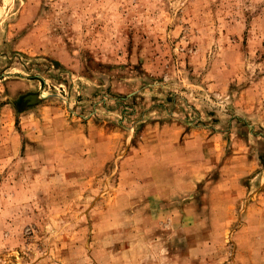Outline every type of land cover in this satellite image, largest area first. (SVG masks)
Segmentation results:
<instances>
[{
    "label": "rangeland",
    "instance_id": "1",
    "mask_svg": "<svg viewBox=\"0 0 264 264\" xmlns=\"http://www.w3.org/2000/svg\"><path fill=\"white\" fill-rule=\"evenodd\" d=\"M0 264H264V0H0Z\"/></svg>",
    "mask_w": 264,
    "mask_h": 264
}]
</instances>
